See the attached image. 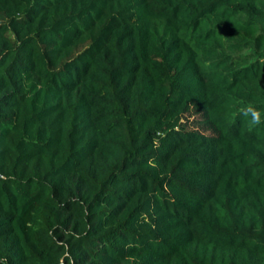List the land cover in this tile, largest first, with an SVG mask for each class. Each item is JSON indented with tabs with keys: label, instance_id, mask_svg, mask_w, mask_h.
Here are the masks:
<instances>
[{
	"label": "trees",
	"instance_id": "16d2710c",
	"mask_svg": "<svg viewBox=\"0 0 264 264\" xmlns=\"http://www.w3.org/2000/svg\"><path fill=\"white\" fill-rule=\"evenodd\" d=\"M0 264H264V0H0Z\"/></svg>",
	"mask_w": 264,
	"mask_h": 264
},
{
	"label": "rangeland",
	"instance_id": "374dc122",
	"mask_svg": "<svg viewBox=\"0 0 264 264\" xmlns=\"http://www.w3.org/2000/svg\"><path fill=\"white\" fill-rule=\"evenodd\" d=\"M188 120H189V123H190V125L188 126V128L189 129H196V127L194 125H192V123H191L194 120V117H189Z\"/></svg>",
	"mask_w": 264,
	"mask_h": 264
}]
</instances>
